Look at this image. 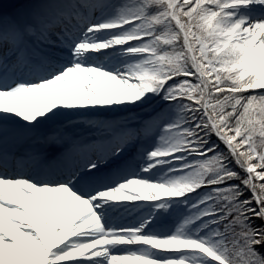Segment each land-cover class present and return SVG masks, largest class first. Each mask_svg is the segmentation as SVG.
<instances>
[{
  "label": "snow or ice",
  "instance_id": "1",
  "mask_svg": "<svg viewBox=\"0 0 264 264\" xmlns=\"http://www.w3.org/2000/svg\"><path fill=\"white\" fill-rule=\"evenodd\" d=\"M0 114V264H264V0H0Z\"/></svg>",
  "mask_w": 264,
  "mask_h": 264
},
{
  "label": "rangeland",
  "instance_id": "2",
  "mask_svg": "<svg viewBox=\"0 0 264 264\" xmlns=\"http://www.w3.org/2000/svg\"><path fill=\"white\" fill-rule=\"evenodd\" d=\"M165 102L157 101L153 105L147 108L136 109L133 113H114V112H106V113H98L93 116H82L78 117L73 121H56L52 123L45 124L42 126V129L45 130L47 133L55 132L57 129H63L65 125H69L68 130L74 133H78L86 138H95L99 135V133L89 130V123L90 121L95 120H110V119H124V118H131L135 120H144L147 119L150 115L154 114V111L160 109ZM115 107V106H114ZM16 121L19 118L14 117ZM20 120V119H19ZM152 146V142L149 141L143 145V148H150ZM143 148L141 150H143ZM50 151H58L56 149H52ZM135 152L129 154V158L134 156ZM108 171H112L109 169ZM201 192H207L203 190ZM194 195V194H193ZM128 203L130 206L133 204L141 205L140 208H132V211L127 213H122L116 218L120 221V224L131 225L137 222L140 216L147 215L146 205L155 203L152 201H133V202H123ZM182 209V210H181ZM189 211L188 207L181 205L180 209L173 211L170 215L165 213L163 214L157 222V229L162 233H167L174 229L175 224L178 220H180L187 212ZM74 239V237H72ZM61 264H72V262H61Z\"/></svg>",
  "mask_w": 264,
  "mask_h": 264
},
{
  "label": "bare ground",
  "instance_id": "3",
  "mask_svg": "<svg viewBox=\"0 0 264 264\" xmlns=\"http://www.w3.org/2000/svg\"><path fill=\"white\" fill-rule=\"evenodd\" d=\"M2 115H3V114H0V116H2ZM14 121H16V120H15L14 117H12V119L9 120V121L7 122V126H8L9 128L16 127L17 124L14 123ZM18 122H19V123H23V121H20L19 119H18ZM41 131H42L44 134H47V132H46L45 130L41 129ZM12 147H13V140H12L11 137H9V140H8V143H7V148H8L9 150H11ZM68 163H69V162H65V166H68ZM56 174H57V173H56L55 170H54V171L52 172V176L54 177ZM77 222H78V221H77ZM114 223H116V224H120V221L118 220V218H115Z\"/></svg>",
  "mask_w": 264,
  "mask_h": 264
},
{
  "label": "trees",
  "instance_id": "4",
  "mask_svg": "<svg viewBox=\"0 0 264 264\" xmlns=\"http://www.w3.org/2000/svg\"><path fill=\"white\" fill-rule=\"evenodd\" d=\"M257 91H261V90H257ZM212 139H213V142L219 143V142L216 140V138H215V137H213ZM220 147H221V148H223L224 146L221 144V145H220ZM232 167H234V168H235V165L233 164V165H232ZM237 170H238V169H237ZM203 190H206V191H207V189H206V188H205V189H200L199 191H203ZM245 195H246V197H250V196H251V194H250V193H245Z\"/></svg>",
  "mask_w": 264,
  "mask_h": 264
}]
</instances>
